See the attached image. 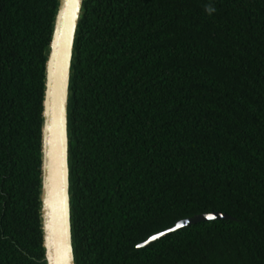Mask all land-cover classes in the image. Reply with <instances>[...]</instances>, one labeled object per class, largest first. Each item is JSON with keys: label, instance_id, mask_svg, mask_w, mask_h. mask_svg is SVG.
Returning <instances> with one entry per match:
<instances>
[{"label": "trees", "instance_id": "1", "mask_svg": "<svg viewBox=\"0 0 264 264\" xmlns=\"http://www.w3.org/2000/svg\"><path fill=\"white\" fill-rule=\"evenodd\" d=\"M57 4L0 0V264H45L42 100ZM72 70L76 264H264V0H87ZM212 212L233 220L136 248Z\"/></svg>", "mask_w": 264, "mask_h": 264}, {"label": "water", "instance_id": "2", "mask_svg": "<svg viewBox=\"0 0 264 264\" xmlns=\"http://www.w3.org/2000/svg\"><path fill=\"white\" fill-rule=\"evenodd\" d=\"M86 1L58 0L45 53L39 190V219L45 264H76L69 164V101L75 42ZM217 220L233 218L221 212L184 218L172 228L152 235L136 248L148 247L184 227Z\"/></svg>", "mask_w": 264, "mask_h": 264}, {"label": "clouds", "instance_id": "3", "mask_svg": "<svg viewBox=\"0 0 264 264\" xmlns=\"http://www.w3.org/2000/svg\"><path fill=\"white\" fill-rule=\"evenodd\" d=\"M207 11H208L209 13H211L212 11H214V9H212L211 7H209V8L207 9Z\"/></svg>", "mask_w": 264, "mask_h": 264}, {"label": "snow or ice", "instance_id": "4", "mask_svg": "<svg viewBox=\"0 0 264 264\" xmlns=\"http://www.w3.org/2000/svg\"><path fill=\"white\" fill-rule=\"evenodd\" d=\"M170 231H171V229H170ZM160 235H163V233H161ZM156 237H153V239H155Z\"/></svg>", "mask_w": 264, "mask_h": 264}]
</instances>
